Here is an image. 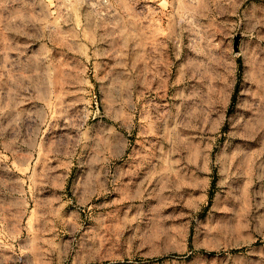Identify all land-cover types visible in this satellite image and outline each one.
I'll list each match as a JSON object with an SVG mask.
<instances>
[{"label": "rangeland", "instance_id": "rangeland-1", "mask_svg": "<svg viewBox=\"0 0 264 264\" xmlns=\"http://www.w3.org/2000/svg\"><path fill=\"white\" fill-rule=\"evenodd\" d=\"M74 263L264 264V0H0V264Z\"/></svg>", "mask_w": 264, "mask_h": 264}, {"label": "bare ground", "instance_id": "bare-ground-1", "mask_svg": "<svg viewBox=\"0 0 264 264\" xmlns=\"http://www.w3.org/2000/svg\"><path fill=\"white\" fill-rule=\"evenodd\" d=\"M98 259H99V258H98ZM98 259H97V260H98ZM113 259H114V258H113ZM122 259H123V258H122ZM122 259H121V260H122ZM133 259H134V258H133ZM101 260H102V259H101ZM111 260H112V258H111ZM114 260H115V259H114ZM117 260H118V259H117ZM119 260H120V259H119ZM131 260H132V259H131ZM93 261H94V260H93ZM98 261H99V260H98ZM129 262H130V261H129ZM74 264H75V263H74ZM76 264H77V263H76ZM80 264H81V263H80ZM133 264H134V263H133Z\"/></svg>", "mask_w": 264, "mask_h": 264}, {"label": "built area", "instance_id": "built-area-1", "mask_svg": "<svg viewBox=\"0 0 264 264\" xmlns=\"http://www.w3.org/2000/svg\"><path fill=\"white\" fill-rule=\"evenodd\" d=\"M101 2H102V3H107V2H108V0H101Z\"/></svg>", "mask_w": 264, "mask_h": 264}]
</instances>
